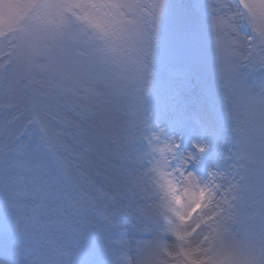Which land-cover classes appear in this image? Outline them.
I'll use <instances>...</instances> for the list:
<instances>
[{"label": "rangeland", "instance_id": "1", "mask_svg": "<svg viewBox=\"0 0 264 264\" xmlns=\"http://www.w3.org/2000/svg\"><path fill=\"white\" fill-rule=\"evenodd\" d=\"M114 2L123 33L68 19L15 78L0 69V260L8 264H117L124 225L133 257L158 239L174 247L161 235L150 174L168 143L179 145L172 168L186 165L202 187L218 184L226 213L234 205L231 232L264 237V0H238L250 18L234 0ZM21 3L0 0V36L23 22ZM130 32L133 63L120 55ZM6 48L0 43V55ZM66 85L86 94L83 104ZM157 93L169 98L160 118ZM193 137L199 143L188 147Z\"/></svg>", "mask_w": 264, "mask_h": 264}, {"label": "snow or ice", "instance_id": "2", "mask_svg": "<svg viewBox=\"0 0 264 264\" xmlns=\"http://www.w3.org/2000/svg\"><path fill=\"white\" fill-rule=\"evenodd\" d=\"M20 6L26 9L23 22L0 36V43L7 45L6 55H0V61L6 63H0V69H23L32 64L40 41L52 34L54 29L61 28L68 19L86 20L100 31L113 35L125 31L122 25L123 6L114 0H22ZM259 15L264 20V12H259ZM215 22L220 44L226 48L227 33L217 18ZM124 40L120 55L133 63L131 56L136 36L130 32L124 35ZM66 87L71 89L73 103H84L86 94L78 86ZM153 139L158 140L159 137L154 136ZM128 147L134 151L135 140L129 141ZM178 149L179 145L174 143L156 149L160 159L152 163L150 170L164 208L161 235L171 236L175 246L158 239L143 245L133 257L129 255L128 242L118 240L114 250L118 255L117 264H264V237L254 241L230 231L234 205H230L226 213L216 200L218 193L202 187L200 179L187 171L186 165L172 168L171 161L177 156ZM198 150L201 153L205 151L203 147ZM181 169V182L177 183L175 173ZM134 181L135 177L132 178Z\"/></svg>", "mask_w": 264, "mask_h": 264}, {"label": "bare ground", "instance_id": "3", "mask_svg": "<svg viewBox=\"0 0 264 264\" xmlns=\"http://www.w3.org/2000/svg\"><path fill=\"white\" fill-rule=\"evenodd\" d=\"M16 73H17V70H13V74H12V78H15V76H16ZM177 97H178V95H177ZM183 98H187V96L186 95H184L183 97H182V99ZM150 105H151V103H150ZM197 126V125H196ZM198 127V126H197ZM179 129H181V127L179 128ZM195 130H198V129H195ZM201 134H203V133H201ZM200 137V136H199ZM199 137H193V139H191V141H190V144H188L187 146L188 147H190L192 144H196V143H199ZM189 151H190V149L188 148L187 149V154L189 153ZM190 155H185V157H189ZM192 173H194V175L195 174H197V173H195V172H192ZM195 176H197V175H195ZM218 185V184H217ZM217 185H211V187H212V190H214L215 192H218V190H220V187L219 188H217ZM218 189V190H217ZM132 253V252H131ZM1 261V264H8L7 263V261L3 258V259H1L0 260Z\"/></svg>", "mask_w": 264, "mask_h": 264}]
</instances>
